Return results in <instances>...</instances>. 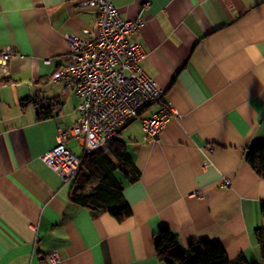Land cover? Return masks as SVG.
<instances>
[{
  "label": "crops",
  "instance_id": "obj_1",
  "mask_svg": "<svg viewBox=\"0 0 264 264\" xmlns=\"http://www.w3.org/2000/svg\"><path fill=\"white\" fill-rule=\"evenodd\" d=\"M85 1L0 0V51L22 55L8 76L0 69V264H37L54 251L62 264H162L154 235L164 228L184 249L208 240L230 259L264 264L255 236L264 177L246 161L264 144V0H110L122 18L145 20L134 37L142 70L180 115L153 141L141 119L156 106L120 131L139 172L122 222L73 203V182L41 160L80 117L72 86L52 77L69 62L65 36L97 33L98 11Z\"/></svg>",
  "mask_w": 264,
  "mask_h": 264
},
{
  "label": "built area",
  "instance_id": "obj_2",
  "mask_svg": "<svg viewBox=\"0 0 264 264\" xmlns=\"http://www.w3.org/2000/svg\"><path fill=\"white\" fill-rule=\"evenodd\" d=\"M80 5L98 11L97 33L93 37L88 31L65 36L70 47L69 62L52 77L55 83L72 86L80 100V117L76 124L60 129L55 146L41 156L66 183L74 181L84 156L103 149L149 107L156 106L157 110L141 119L145 141L155 140L171 119L180 118L166 101L165 91L142 70L146 54L134 37L145 20L122 18L110 0H87ZM18 56L22 57L10 46L0 51V69L6 76L10 74V62ZM70 139L79 143L82 156L68 148ZM213 148L209 146L208 150ZM223 184L230 186L231 180L226 178ZM37 264H62V259L54 251Z\"/></svg>",
  "mask_w": 264,
  "mask_h": 264
},
{
  "label": "trees",
  "instance_id": "obj_3",
  "mask_svg": "<svg viewBox=\"0 0 264 264\" xmlns=\"http://www.w3.org/2000/svg\"><path fill=\"white\" fill-rule=\"evenodd\" d=\"M246 161L256 173L264 177V144L253 147ZM139 172L127 144L118 137L101 150L83 157L82 167L73 181L70 200L99 213H109L122 222L132 216L124 190L127 184L137 182ZM262 223L255 236L264 259V203L261 205ZM157 256L162 264H259L241 255L230 259L220 243L204 240L188 249L180 245L179 235L170 229H161L154 235Z\"/></svg>",
  "mask_w": 264,
  "mask_h": 264
},
{
  "label": "rangeland",
  "instance_id": "obj_4",
  "mask_svg": "<svg viewBox=\"0 0 264 264\" xmlns=\"http://www.w3.org/2000/svg\"><path fill=\"white\" fill-rule=\"evenodd\" d=\"M74 153L77 155V156H82V149L80 148H74Z\"/></svg>",
  "mask_w": 264,
  "mask_h": 264
},
{
  "label": "water",
  "instance_id": "obj_5",
  "mask_svg": "<svg viewBox=\"0 0 264 264\" xmlns=\"http://www.w3.org/2000/svg\"><path fill=\"white\" fill-rule=\"evenodd\" d=\"M157 138V137H156Z\"/></svg>",
  "mask_w": 264,
  "mask_h": 264
}]
</instances>
